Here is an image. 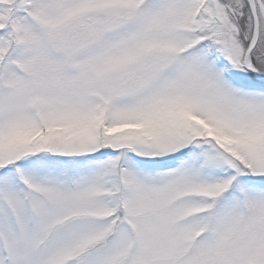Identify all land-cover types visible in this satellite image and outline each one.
Returning a JSON list of instances; mask_svg holds the SVG:
<instances>
[{
  "label": "snow or ice",
  "instance_id": "obj_1",
  "mask_svg": "<svg viewBox=\"0 0 264 264\" xmlns=\"http://www.w3.org/2000/svg\"><path fill=\"white\" fill-rule=\"evenodd\" d=\"M0 264H264V0H0Z\"/></svg>",
  "mask_w": 264,
  "mask_h": 264
}]
</instances>
